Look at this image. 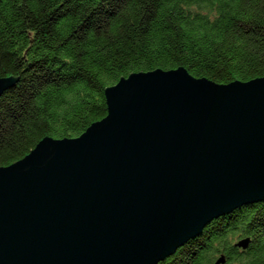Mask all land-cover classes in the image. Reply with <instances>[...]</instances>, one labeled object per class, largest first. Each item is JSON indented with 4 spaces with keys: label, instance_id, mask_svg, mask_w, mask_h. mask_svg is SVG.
Returning a JSON list of instances; mask_svg holds the SVG:
<instances>
[{
    "label": "water",
    "instance_id": "obj_1",
    "mask_svg": "<svg viewBox=\"0 0 264 264\" xmlns=\"http://www.w3.org/2000/svg\"><path fill=\"white\" fill-rule=\"evenodd\" d=\"M103 92L106 116L81 135L0 167V264H157L264 199V76L155 69Z\"/></svg>",
    "mask_w": 264,
    "mask_h": 264
},
{
    "label": "trees",
    "instance_id": "obj_2",
    "mask_svg": "<svg viewBox=\"0 0 264 264\" xmlns=\"http://www.w3.org/2000/svg\"><path fill=\"white\" fill-rule=\"evenodd\" d=\"M185 69L215 84L264 76V0H0V167L106 116L104 88ZM248 239L245 249L236 243ZM264 264V199L207 224L157 264Z\"/></svg>",
    "mask_w": 264,
    "mask_h": 264
}]
</instances>
